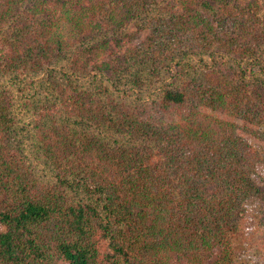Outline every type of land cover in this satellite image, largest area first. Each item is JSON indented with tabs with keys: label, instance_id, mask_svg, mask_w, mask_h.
Returning <instances> with one entry per match:
<instances>
[{
	"label": "trees",
	"instance_id": "1",
	"mask_svg": "<svg viewBox=\"0 0 264 264\" xmlns=\"http://www.w3.org/2000/svg\"><path fill=\"white\" fill-rule=\"evenodd\" d=\"M213 93L264 111V0L0 3V264H162L159 215L188 264H261L264 118L199 131Z\"/></svg>",
	"mask_w": 264,
	"mask_h": 264
},
{
	"label": "rangeland",
	"instance_id": "2",
	"mask_svg": "<svg viewBox=\"0 0 264 264\" xmlns=\"http://www.w3.org/2000/svg\"><path fill=\"white\" fill-rule=\"evenodd\" d=\"M6 2V0H0V3ZM213 97L217 100V102H220V105L218 109L215 112H212L211 117H206L202 115L201 117L191 119V122H195L194 128L201 131L204 127V130L209 134L210 136L216 137L217 134L220 132V130L225 131H231V127L229 126V122L233 121L234 118L231 117V110H239L242 112H245L250 115L255 116H262L264 118V111L250 108L247 106H244L241 103L234 102L227 97H222L216 94H212ZM218 102V103H219ZM204 111V110H203ZM169 118L165 117L166 121H169L171 119H175V122H185L187 117L180 111H171L169 113ZM205 114V113H204ZM225 121V123L221 122ZM264 121V120H263ZM199 125V126H197ZM259 125V124H258ZM203 126V127H202ZM259 129V131L257 130ZM253 130V136L246 134V139L244 141L246 142H252L254 146L251 149H254L250 151V160L257 162V169L260 170V173L262 174V179H264V168L261 164L260 160L263 159L264 162V129L260 130L255 124L252 128ZM240 131V130H239ZM263 135V136H262ZM215 139V138H211ZM251 147V146H250ZM248 148V147H244ZM259 150V151H257ZM246 152L248 150H245ZM259 162V163H258ZM207 200L216 199V197H207ZM191 214V211L187 213V216ZM162 220L164 221L161 216L155 217L153 220H151V234L155 240V254L158 257V259L162 262V264H188L186 261V255L189 251H191L193 248H195L196 244L199 241H196L195 244L188 245L185 249L181 251H170L168 249L165 235L167 232L173 230L176 225L171 224H163L160 225V222L162 223ZM263 222V218L261 219ZM258 225V224H257ZM256 227V226H255ZM257 228V227H256ZM255 231V228H254ZM251 243H249V253L255 257L256 262L260 261L261 264H264V226H258L257 231L252 233L249 237V240ZM254 259V260H255ZM207 264H213L212 260H208Z\"/></svg>",
	"mask_w": 264,
	"mask_h": 264
}]
</instances>
